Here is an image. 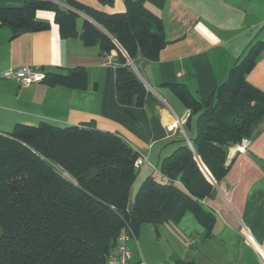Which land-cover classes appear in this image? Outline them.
Returning <instances> with one entry per match:
<instances>
[{
    "label": "trees",
    "instance_id": "1",
    "mask_svg": "<svg viewBox=\"0 0 264 264\" xmlns=\"http://www.w3.org/2000/svg\"><path fill=\"white\" fill-rule=\"evenodd\" d=\"M146 1L163 2L125 0L123 12L103 13L91 7L82 10L69 0H25L18 8H0V25L16 37L49 28V23L35 19L38 9L53 10L63 25L72 22L75 11L86 13L99 27L85 20L80 31L84 42L97 44L103 53L116 50L117 102L141 107L145 87L116 44L131 61L139 53L158 59L168 41L161 19ZM262 44L251 45L206 99L192 96L182 83L170 84L189 109L183 124L187 137L162 157L161 178L148 176L134 196L138 153L117 134L92 123H17L11 131L0 132V264H107L123 225L135 234L141 224L176 222L187 210L208 231L214 217L201 200L215 185L199 161L214 181L221 180L229 169V147L249 138L250 127L263 115L264 93L246 77ZM42 82L81 89L87 76L83 68L74 67L46 71ZM174 264L196 263L179 259Z\"/></svg>",
    "mask_w": 264,
    "mask_h": 264
},
{
    "label": "crops",
    "instance_id": "2",
    "mask_svg": "<svg viewBox=\"0 0 264 264\" xmlns=\"http://www.w3.org/2000/svg\"><path fill=\"white\" fill-rule=\"evenodd\" d=\"M24 1L0 0V8H18ZM69 1L82 10H125V0ZM161 3L146 1L144 5L161 19L168 42L158 59L148 60L139 53L132 61L145 87L141 107H125L117 102L116 50L103 53L97 44L84 42L80 32L84 21L99 27L86 13L75 11L72 22L63 25L54 19L53 10L38 9L35 19L49 23V28L16 37H11L7 26L0 25V132L11 131L17 123L57 127L92 123L99 130L117 134L146 158L131 184L134 196L145 178H161L162 157L187 137L178 121L189 109L170 84L182 83L192 96L206 99L246 50L262 42L246 77L264 93V0ZM20 66H30L43 74L81 67L86 72V86H48L41 81L21 86L12 73ZM9 71V79L1 77ZM250 128L249 148L241 152L236 144L229 147L226 175L218 182L213 180L214 192L201 200L213 214L211 228L207 231L188 210L176 222L141 224L127 241L128 264L141 257L148 264H174L179 259L196 264H264L255 247L244 238L246 231L264 254V113Z\"/></svg>",
    "mask_w": 264,
    "mask_h": 264
},
{
    "label": "built area",
    "instance_id": "3",
    "mask_svg": "<svg viewBox=\"0 0 264 264\" xmlns=\"http://www.w3.org/2000/svg\"><path fill=\"white\" fill-rule=\"evenodd\" d=\"M120 51L122 52L123 56H125L128 60V57L126 56L127 54L125 53V51L124 50H120ZM12 73L15 75L16 79L19 82V85L21 86H27L32 82L41 81L44 76L42 72L36 69H33L30 66L17 67ZM12 73L10 71L4 72L1 75V77L9 79ZM188 114L189 113H187L186 116H188ZM185 120H186V117H184V119L182 120H179L178 123L182 126ZM250 144H251L250 138H243L239 141V143L235 145V147L238 149V151L243 152L247 148H249ZM145 161H146L145 156L141 153H138L134 161L135 170L136 171L140 170V168L142 167V164ZM162 179L163 181L168 180L167 177L164 175H162ZM211 183L214 184L215 182H211ZM133 235H134L133 230L128 225H123L120 228L118 236H116L117 237L116 245L113 248V251L108 255L107 262L105 263L107 264H128L127 261H129V258H130V250L127 247V241L131 239ZM244 238L250 243V245L255 247L256 252L258 253L259 257L264 263V254L261 252L256 242H254V239L252 238V236L248 232L244 231ZM134 264H148V263L145 262L143 257H141L138 261H135Z\"/></svg>",
    "mask_w": 264,
    "mask_h": 264
},
{
    "label": "water",
    "instance_id": "4",
    "mask_svg": "<svg viewBox=\"0 0 264 264\" xmlns=\"http://www.w3.org/2000/svg\"><path fill=\"white\" fill-rule=\"evenodd\" d=\"M55 2H57V1H55ZM59 3H60V2H59ZM60 4L63 5V6H65L64 3H60ZM116 45H117V47L119 48V50H123L118 44H116ZM127 61H128V63L131 65V68H132V67H133L132 61H131L130 59H128ZM199 163H200V169H202V171L204 172L205 176L210 180V182H214L212 176H211L210 173L207 171V169H205V167L201 164L200 161H199ZM131 207H132V206H130V208H131Z\"/></svg>",
    "mask_w": 264,
    "mask_h": 264
},
{
    "label": "rangeland",
    "instance_id": "5",
    "mask_svg": "<svg viewBox=\"0 0 264 264\" xmlns=\"http://www.w3.org/2000/svg\"><path fill=\"white\" fill-rule=\"evenodd\" d=\"M253 1H256V0H253ZM66 177H67L69 180H71L72 182H74L73 179H72L69 175H66ZM0 231H1V230H0Z\"/></svg>",
    "mask_w": 264,
    "mask_h": 264
}]
</instances>
